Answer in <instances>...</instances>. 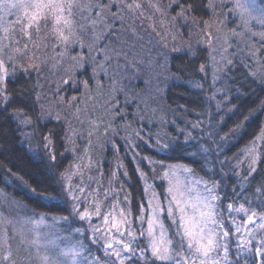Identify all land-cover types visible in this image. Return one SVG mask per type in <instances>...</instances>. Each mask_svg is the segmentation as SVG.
Masks as SVG:
<instances>
[{"label":"snow or ice","instance_id":"6c2138e0","mask_svg":"<svg viewBox=\"0 0 264 264\" xmlns=\"http://www.w3.org/2000/svg\"><path fill=\"white\" fill-rule=\"evenodd\" d=\"M0 156V264H264V0H0Z\"/></svg>","mask_w":264,"mask_h":264},{"label":"trees","instance_id":"16d2710c","mask_svg":"<svg viewBox=\"0 0 264 264\" xmlns=\"http://www.w3.org/2000/svg\"><path fill=\"white\" fill-rule=\"evenodd\" d=\"M178 63V62H176ZM173 71H175V68H173ZM151 73H147L146 70H143V74L141 75V79L138 82V84L141 85V82L145 79H148ZM237 77L239 78V74H237ZM147 91V89H145ZM169 99L171 101H174L179 104H187L190 110H193L195 112H199L200 109L195 103L197 97L194 93H192L189 89L185 87L184 84H178L171 88L169 90ZM254 99V97L249 96V97H241V103L244 109H246L250 104L251 101ZM159 116L160 113H157ZM240 117H233L232 120L227 121V127L224 129L225 132L229 130V128L232 127V122L233 120H236ZM168 119H172V114L169 112ZM183 119L190 120V121H195L197 117L195 115L189 114L187 116H184ZM205 122H207L205 120ZM259 121L255 118L248 124L247 131L249 134L254 133L257 130V124ZM248 139H250L249 136H245L244 139L240 140L238 143L236 139H233L230 143V145H226V147L231 146V151L228 152V155L231 156L233 152H236L238 149L242 148L245 143H247ZM234 145V146H233ZM7 156V153L5 154ZM120 156H123V149H121ZM107 161L108 163H105V170L111 171L116 164V159L114 157V154L109 152L107 154ZM9 161L5 160V157L0 156V163H5L7 164ZM10 163L17 168L18 170L21 171V173H31V177L25 176V179H29L32 182L30 183V187L36 188L37 189V194L40 196V199H34V200H28L24 201V196L23 194H17L15 196V199L24 201L25 203H28L30 207L36 208L38 212H48L49 209L47 207H44L43 204L45 203L44 197L48 195H53L54 193V187L55 185L47 179V176L44 174L43 171V166L34 163L33 161L29 160L27 157H24L23 159L17 158L16 155L12 157L10 160ZM124 165L127 167L128 172L131 175V180L130 183L134 186L137 184V179L138 177L135 175V163L133 162L131 157H126L123 160ZM3 185H0V188H2ZM8 192H11V189L7 190ZM31 196V193H29ZM59 202V201H58ZM56 214H61L57 212Z\"/></svg>","mask_w":264,"mask_h":264},{"label":"rangeland","instance_id":"374dc122","mask_svg":"<svg viewBox=\"0 0 264 264\" xmlns=\"http://www.w3.org/2000/svg\"><path fill=\"white\" fill-rule=\"evenodd\" d=\"M153 38H154V39H157V40L159 39L158 37H153ZM151 47H152V45L149 44V43L147 42V38H146L145 41H144V48H145V49H151ZM143 55H144L145 57H147V56L149 55V52H148V51H144V52H143ZM153 55H154V53H153ZM144 70H146L147 73H151V71H150L147 67H145ZM139 81H140V80H138V81H134V83L138 84ZM141 85H143L142 82H141ZM98 156H99V153H98Z\"/></svg>","mask_w":264,"mask_h":264}]
</instances>
